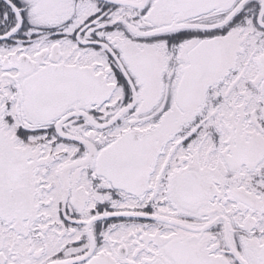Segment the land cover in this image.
Returning <instances> with one entry per match:
<instances>
[{
	"label": "snow or ice",
	"instance_id": "6c2138e0",
	"mask_svg": "<svg viewBox=\"0 0 264 264\" xmlns=\"http://www.w3.org/2000/svg\"><path fill=\"white\" fill-rule=\"evenodd\" d=\"M0 264H264V0H0Z\"/></svg>",
	"mask_w": 264,
	"mask_h": 264
}]
</instances>
